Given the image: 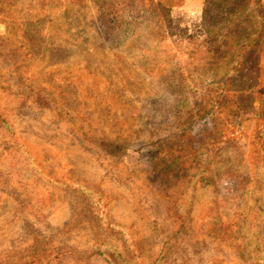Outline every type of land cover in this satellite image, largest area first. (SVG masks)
Instances as JSON below:
<instances>
[{
  "label": "rangeland",
  "instance_id": "1",
  "mask_svg": "<svg viewBox=\"0 0 264 264\" xmlns=\"http://www.w3.org/2000/svg\"><path fill=\"white\" fill-rule=\"evenodd\" d=\"M107 1L0 0V264H264V134L232 115L233 144L210 143L225 52L203 30L261 22L225 101L247 109L264 95V0L233 15L183 0L167 31L120 37ZM184 127L207 144L170 195L152 154Z\"/></svg>",
  "mask_w": 264,
  "mask_h": 264
},
{
  "label": "trees",
  "instance_id": "2",
  "mask_svg": "<svg viewBox=\"0 0 264 264\" xmlns=\"http://www.w3.org/2000/svg\"><path fill=\"white\" fill-rule=\"evenodd\" d=\"M262 0H221V3L229 11V15L237 13L245 7L254 8ZM148 3V9H144L145 3ZM183 0H108L103 6L104 17L114 21L111 36L120 37L132 33L139 28L141 23L154 21L156 29L167 31L170 20V10L179 6ZM207 9V8H206ZM205 14V12H204ZM116 18V20H115ZM224 28V29H223ZM262 29L260 21H255V30L249 32H234L231 26L218 27L216 25L210 28L203 25V30L221 39L222 47L225 52V59L221 63L213 62L214 76H219L223 80L220 90H222L220 107V116L211 121L212 127L210 138L212 145L221 148L227 144H233L234 140L226 135V120L223 117L238 115V117H252L258 122V138L262 139L264 134V95L259 93L258 98L247 109H242L241 100L233 101L231 108H228L226 100L232 92L234 85L232 77L239 73L245 66L248 59L257 49L261 36L257 35V29ZM248 86L244 85L236 88V93L242 94ZM238 98V96L236 97ZM229 100V99H228ZM226 101V102H225ZM238 103V104H237ZM233 109L231 114L229 112ZM196 143V144H195ZM206 142L195 141V137L186 127L177 133L174 140H170L168 145H163L157 152L152 154V161L163 186L170 195L178 194L182 191L185 179L195 170L198 160L204 153ZM104 146L109 151L120 150L121 146L110 142H104ZM205 168H203V172Z\"/></svg>",
  "mask_w": 264,
  "mask_h": 264
}]
</instances>
